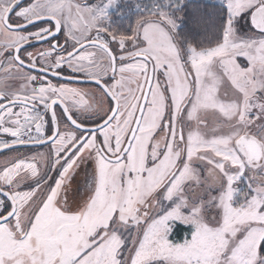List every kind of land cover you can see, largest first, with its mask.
<instances>
[{"label": "snow or ice", "instance_id": "snow-or-ice-1", "mask_svg": "<svg viewBox=\"0 0 264 264\" xmlns=\"http://www.w3.org/2000/svg\"><path fill=\"white\" fill-rule=\"evenodd\" d=\"M132 8L0 0V264H264V0Z\"/></svg>", "mask_w": 264, "mask_h": 264}, {"label": "rangeland", "instance_id": "rangeland-1", "mask_svg": "<svg viewBox=\"0 0 264 264\" xmlns=\"http://www.w3.org/2000/svg\"><path fill=\"white\" fill-rule=\"evenodd\" d=\"M193 0H191V2H192ZM201 1H204V2H206V3H215V4H217L218 5V0H201ZM141 2L142 3H148V0H141ZM122 3L125 5V7H122V8H124L125 9V11H126V15L124 16V17H121L123 20L124 19H129L130 20V22L132 21L131 20V17L133 16V14L135 13V11H134V9L133 8H131V9H129L128 8V6L127 5H132L133 3H134V0H128V3L127 4H125L124 3V0H121V6H122ZM134 12V13H133ZM0 40H3V37H1L0 38ZM75 86V85H74ZM82 91H84V92H94L95 91V88L94 87H91V86H84V87H82ZM98 95V94H97ZM85 99H88V98H86L85 97ZM91 102V101H90ZM5 157V155H3V156H1L0 157V165H1V161H2V159ZM244 185L242 184L241 185V187H243ZM68 192H69V189H70V187L68 186ZM67 192V193H68ZM210 211H212L213 213H214V211L215 210H210ZM183 227L184 226H180V228H178V234L175 236V239H181L182 238V236L184 235V231L182 230L183 229Z\"/></svg>", "mask_w": 264, "mask_h": 264}, {"label": "flooded vegetation", "instance_id": "flooded-vegetation-1", "mask_svg": "<svg viewBox=\"0 0 264 264\" xmlns=\"http://www.w3.org/2000/svg\"><path fill=\"white\" fill-rule=\"evenodd\" d=\"M124 20H127V19H124ZM124 20L121 17L117 16V15H113V21H114V25H115L116 30H120L121 22L124 21ZM1 37L2 36H0V38ZM61 39H62V37H61ZM48 47H49L48 44L47 43H44V44L38 45L37 47H30L29 48V51H31L34 55H37L40 52L48 49ZM2 75L3 74L0 73V76H2ZM21 83H22V81H19V80L6 81V85L8 86V88L10 90H13V91L18 90V88H19V86H20ZM74 85L77 86V84H73V86ZM86 98H88L90 100V98L88 96H86ZM41 151H45V149L41 148ZM32 154H35V153L33 152V153H30L29 155H32ZM3 155H0V157L3 156ZM3 160H5V157L2 159V161Z\"/></svg>", "mask_w": 264, "mask_h": 264}, {"label": "crops", "instance_id": "crops-1", "mask_svg": "<svg viewBox=\"0 0 264 264\" xmlns=\"http://www.w3.org/2000/svg\"><path fill=\"white\" fill-rule=\"evenodd\" d=\"M4 163H5V160L1 162V165H3ZM69 187H70L69 192L67 189L66 193H62V194L66 195L70 202L74 200H79L80 197L84 195L85 175H84L83 168L80 170L79 174L75 176L73 182L69 184ZM78 189L79 191H77Z\"/></svg>", "mask_w": 264, "mask_h": 264}, {"label": "trees", "instance_id": "trees-1", "mask_svg": "<svg viewBox=\"0 0 264 264\" xmlns=\"http://www.w3.org/2000/svg\"><path fill=\"white\" fill-rule=\"evenodd\" d=\"M191 3L193 4H200V5H204L205 6V10L206 11H211L213 9L214 6H218L217 4L215 3H206L204 1H201V0H193ZM146 4V2H145ZM129 9L132 8V5H127ZM121 7H125V5L122 3V6ZM134 13V12H133ZM137 15L136 13L133 14V16L131 17V22L129 19L127 20H124L121 22V27H120V30H123V29H127L130 25L134 24L135 20L137 19Z\"/></svg>", "mask_w": 264, "mask_h": 264}, {"label": "water", "instance_id": "water-1", "mask_svg": "<svg viewBox=\"0 0 264 264\" xmlns=\"http://www.w3.org/2000/svg\"><path fill=\"white\" fill-rule=\"evenodd\" d=\"M33 43H37V42H33ZM44 44V42H40L39 45ZM73 84H76V82H73ZM0 155H3L2 153H0Z\"/></svg>", "mask_w": 264, "mask_h": 264}]
</instances>
